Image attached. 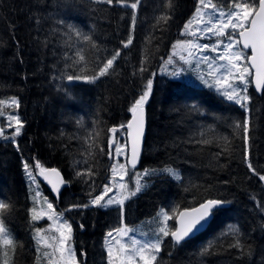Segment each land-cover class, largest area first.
I'll return each mask as SVG.
<instances>
[{
	"label": "trees",
	"instance_id": "16d2710c",
	"mask_svg": "<svg viewBox=\"0 0 264 264\" xmlns=\"http://www.w3.org/2000/svg\"><path fill=\"white\" fill-rule=\"evenodd\" d=\"M212 3L231 8L230 0ZM198 6V0H139L135 10L115 0L112 5L0 0V108L23 123L19 135L13 128L0 132V201L9 205L0 219L15 242L12 248L0 241V264L5 251L8 264H39L35 229L45 230L47 222L31 219L36 200L24 168L28 163L37 173V162L58 169L67 183L57 199L41 188L70 222L82 264H108L104 240L109 231L153 219L161 210L173 216L169 221L175 229L180 211L209 199L229 206L215 210L203 232L178 245L168 236L156 264H264V181L259 179L264 175V90L257 95L249 77L250 99L242 108L210 87L184 81L189 72L179 78L159 73ZM77 30L90 40L77 36ZM129 36L133 42L124 47L121 42ZM80 49L85 61L74 64ZM117 50L108 74L92 80ZM142 61L145 71H140ZM68 75L89 79L68 81ZM148 79L153 89L144 106V149L132 168L144 187L124 203L121 217L119 206L104 208L91 200L111 178V130H125ZM245 121L247 140L243 128H236ZM4 122L0 117L1 127ZM71 205L81 207L69 210ZM232 226L239 229L243 249L230 247L236 237L224 233Z\"/></svg>",
	"mask_w": 264,
	"mask_h": 264
},
{
	"label": "snow or ice",
	"instance_id": "6c2138e0",
	"mask_svg": "<svg viewBox=\"0 0 264 264\" xmlns=\"http://www.w3.org/2000/svg\"><path fill=\"white\" fill-rule=\"evenodd\" d=\"M100 2H105L109 5L114 3V0H100ZM115 3L122 4L124 6H130L133 10H135L138 6L139 0L131 3L130 5L124 4V0H115ZM199 6L196 9V23L197 25L204 24L203 27H197L195 31H190V26L192 21L190 20L185 24V30L188 31V34L196 37L197 32L208 33L216 37H227L228 43H225L223 40H217L216 45L212 46L209 44H198L195 39L187 40V41H179L178 43L181 45H186L188 50V56L194 57V52L192 50H199L201 52L205 50L211 49V51L216 52L221 47L223 48V53L218 57L221 61H226V63L220 64L218 67H214L213 64L209 63L208 67L211 71L208 73L209 76H214V83L209 84L207 80L201 79L208 87H216V90L228 101H233L236 104L240 105L242 108H246L247 102L250 99L247 93V86L249 84L248 76L252 75L250 69H255V87L257 90H264V0H230L231 8L229 11L225 12L220 10L218 6L212 3V0H198ZM202 6V7H201ZM211 8L214 12L217 13V18L213 19L209 17L207 23L205 24L203 21L204 12L202 9ZM160 19L167 20L168 17H161ZM135 26V13L133 14V28ZM231 29V32L228 30ZM76 35L80 36L84 41H89L90 38L86 35H83L78 30L76 31ZM132 37L129 36L127 41H122V45L124 47H128L132 44ZM243 49H251V56H245L241 50H234L238 45H241ZM175 48V45H174ZM120 55V51L117 50L115 55H113L110 59H107L105 63L101 67L96 75L92 76V80H96L99 77H103L108 74L109 70L113 67L114 61ZM76 56L78 59H74V64H80L85 61V56L83 55V50H77ZM69 59H73L69 57ZM181 60H185L183 55L180 56ZM247 59L250 61L249 66H242L239 62ZM202 62H208L210 57L202 56ZM172 62V58L169 57L168 63ZM185 62H190L185 60ZM140 71H145L143 67V61ZM219 73V75H217ZM172 76L178 77L180 73L178 71H174L171 73ZM89 79L88 77H81L79 75H68L67 80H79V79ZM239 82V83H237ZM153 89V80L148 79L146 84V90L143 94L135 101L133 106L130 108V112L132 113V119L127 123L126 127L128 129V136L131 139V158L129 163L132 168L136 167V163L139 156V148L140 141L143 136L144 131V123H143V110L144 106L147 103L150 94ZM2 103V102H0ZM13 104L18 106V102L13 99ZM10 121L15 120L18 125L15 128L14 135H19L21 132V128L23 127V123L16 116L10 115L8 117ZM11 126V125H9ZM121 127H125L121 125ZM236 128H243L245 133V140H247L248 122L245 121L244 124H236ZM2 131V130H0ZM113 133L116 131L115 128L111 130ZM113 141L109 142V156H112L111 146ZM125 146H117L115 148L117 162L112 166V174L113 177L117 175V166L120 171L126 174V165L124 163L119 162V156L125 154L123 149ZM17 148L19 146L17 145ZM249 169L255 172V169L252 168L251 163H248ZM24 168L26 173L30 178L31 183H36V177L33 176L32 171L30 170V166L28 163L24 164ZM36 169H39L40 173L49 172L54 175L57 179L53 180L49 176H45L44 179L48 181V183L52 186L54 192L59 195L60 185H63L65 181L60 178V173L57 169H46L39 162L35 165ZM168 173L176 180H180L181 177L179 173L171 168H166L163 170ZM90 172V170H89ZM150 173L145 170L144 175H149ZM77 175H82V173L78 172ZM124 176L120 175L119 180L123 181ZM259 179L264 181V175H260ZM121 188L125 187L124 184L120 185ZM144 185L140 183L139 180L136 182V187L134 190L128 192L127 196H122L120 199H116L115 196L109 197L105 201V197L108 196L109 192L113 191V188L110 184H106L104 186L103 192L94 197L91 200L92 205H98L100 207H106L108 205L117 204L120 206L121 217H123V204L124 200L130 198L131 196H135L136 193L140 192ZM40 196V192L36 191L34 200H36ZM104 202V203H102ZM45 203L47 204V209L51 210L50 212L40 211L37 212L35 208L31 209V219L32 221H39L43 219L45 216L48 220H57V228L56 232L59 233V237H52V241L54 243H50L47 236L43 235L45 230L36 228V236L34 239L37 240L38 245H42L47 248H54V244L58 247L54 248V251H58L60 253V259L64 260V252L67 251L68 257L66 264H78L74 253L70 248L67 247L68 241L72 238V226L67 221H62L59 219L58 215L54 212L53 204L45 199ZM225 202L218 199H209L204 203L200 204L196 208H192L189 210H185L179 213L180 216V226L172 229L166 222L168 220L173 219V216L168 212H163V221L161 223L163 226H159L157 229L156 238L153 241L142 242L140 240L131 237V243L122 242V240L115 239L113 233L115 232L117 235L124 236L128 235V229L126 227H118L113 229L107 233L106 243L109 239L115 241V245H118V249L113 252V246L107 248V256H108V264H156L157 255L161 251L162 238L171 236L174 242L178 245L185 238L195 235L196 232H199L201 228L204 227L205 224L208 223L209 219H211L215 210L218 207L222 206ZM88 205H83L82 207H87ZM9 205L3 201H0V215H2L3 210L8 209ZM75 207H81L79 205H71L69 210ZM51 227V225L49 226ZM83 227V225H81ZM225 235L235 236V243L230 245V247H235L238 249H243V244L239 239V229L236 226H232L229 228ZM0 241L4 245L15 247V242L11 238V234L7 231L6 226L4 224L3 219H0ZM211 245L202 249L201 254H206L209 252ZM39 247L37 251H39ZM45 256H48L49 253L45 252ZM7 251H5V260L4 264H8L7 261ZM50 259L52 257H49Z\"/></svg>",
	"mask_w": 264,
	"mask_h": 264
},
{
	"label": "rangeland",
	"instance_id": "374dc122",
	"mask_svg": "<svg viewBox=\"0 0 264 264\" xmlns=\"http://www.w3.org/2000/svg\"><path fill=\"white\" fill-rule=\"evenodd\" d=\"M206 2H207V0H206ZM220 10H222V9H220ZM202 11L204 12L203 21L205 24L207 23L209 17H211L213 19L217 18V13L214 12L211 8L202 9ZM223 11L227 12V10H223ZM190 20L192 21V24H191L190 29H189L190 31H195L197 29V27H203L204 26V24L197 25V23H196V12L191 17ZM228 31L231 32V29H229ZM184 33H185V35L183 36V38L180 41H187V40L195 39L198 44H201V45L209 44L212 46L216 45V42L218 39L223 40L225 43H228L226 36L225 37H216V36H213V35L208 34V33L197 32L196 37H193V36L188 34L187 30H185ZM234 50H241L240 46L238 45L236 47V49H234ZM192 51L194 52L195 55H194V57H189L187 46L177 43V45L173 49L171 56H170L172 58V62L168 63V60H169V58H168L165 61V63L160 67L159 73L171 76L172 78H179L182 75H184V76L190 75V79H184V81H186L187 83L194 85V86L204 85V86L208 87V85L205 84L203 82V80H207L209 84L214 83L215 77L208 75V73L211 71V69L208 67V64L211 63V64H213L214 67H218L220 64L226 63V61H221L218 59V57L220 55L224 54L223 48L221 47L216 52L211 51V49L205 50L203 52H201L199 50H195V49ZM243 53L245 56H247L245 52H243ZM181 55H183L185 57V60H188L190 62H185V60H181L180 59ZM202 56H208V57H210V60L208 62H202V60H201ZM239 63L242 66H247L246 60H242ZM174 71H178L180 73V75L178 77L172 76L171 73H173ZM186 72H189L190 74L185 75ZM217 75H219V73H217ZM201 77H203V80L201 79ZM249 77H250V79H249ZM247 78L251 81V75L248 76ZM211 88L214 89L215 91H217L216 87H211ZM231 102H233V101H231ZM9 104H10V102H5V106H7ZM10 115H12L11 111H5L3 109V107L0 108V117L5 118L4 123L6 125V126L1 127V124H0V130L7 132V131H9V129L13 128V130L15 131V128H14L15 120L10 121L8 119V117ZM9 125H11V126H9ZM111 141H113L112 146H111L112 166H113V164H116V162H117L115 148L117 146H125L126 145V147L123 149L125 154H122L118 158L120 163H124L126 165V174L124 172L120 171L118 166H117V175L115 177H113V174L111 171V178L109 179V182L107 184H110L112 186L113 191L108 193V196L105 197V201L109 197H112V196H115L116 199H120L122 196H127L129 191L135 189L136 182H137V180H139L138 177L134 174V172H132L133 169L128 164V145H127L126 131L125 130H116L112 134ZM120 175L124 176L123 181L119 180ZM33 176L36 177V183H31V185L34 189V193H32V199H33V197H35L36 191L40 192V196L36 199V205L34 206V208L37 210V212H40V211L50 212L51 210L47 209V204L45 203V199L49 202H51V201L46 195H44V190H43V188H41V187H43V184H42L40 175L37 172V173H33ZM29 181H30V179H29ZM121 184H124L125 187L121 188L120 187ZM130 198H128V199H130ZM128 199H125L124 203ZM33 201H34V199H33ZM102 203H104V202H102ZM112 206H118V205L112 204V205H108L104 208H108V207H112ZM54 212H55V214L58 215L60 220L67 221L70 224V222L67 220L66 216L63 213H57L55 208H54ZM163 212H165V211L161 210L160 213L155 218L148 219V220L143 221V222H141L135 226H132V227H129V226H126L123 224L121 227H126L129 230L128 235L124 236L122 238L121 236L117 235L114 232L113 235H114L115 239L122 240V242L129 243V244L131 243V239H130L131 237H134L135 239L140 240L142 242L153 241L156 238L158 227L163 226V224L161 223V221H163V216H162ZM39 221L47 222L45 225L46 231H44V233H42V234L48 237L50 243H54L51 238L52 237H57V238L59 237V233L56 232V230H55L58 226L57 220L56 219L48 220L47 217L45 216L43 219H40ZM166 223L171 227L169 220ZM50 225H51V227H49ZM166 238L167 237H163L162 242ZM110 246H113V252H114V256H115V252L119 246L115 245V241L111 240V239H109L108 242L106 243V237H105L104 247H105L106 252H107V248ZM38 247L40 250L38 251L39 256H38L37 263H39V264H66L67 257H68L67 251L64 252L65 259L61 260L60 259V253L58 251H54V248L58 247L57 245L54 244V248H47V247H44L42 245L37 246V248ZM67 247L70 248L72 250V252L74 253L78 264H82L78 258V253H77L75 244L73 243V231H72V238L70 241H68ZM45 252H48L49 255L45 256V254H44ZM49 257H52V258L50 259ZM107 260H108V256H107Z\"/></svg>",
	"mask_w": 264,
	"mask_h": 264
},
{
	"label": "water",
	"instance_id": "95a60500",
	"mask_svg": "<svg viewBox=\"0 0 264 264\" xmlns=\"http://www.w3.org/2000/svg\"><path fill=\"white\" fill-rule=\"evenodd\" d=\"M240 47H241L242 50H244L245 52L248 53V56H251V49H243L242 44L240 45ZM250 63H251V62L247 60V64H248V66L250 65ZM251 72H252V78H251L252 89L254 90V92H255L257 95L260 96V95L262 94L263 90H257L256 87H255V79H254V77H255V69H251ZM131 119H132V114H131V117H130L129 121H130ZM146 120H147V114H146V110H145V108H144V110H143L144 131H143V136H142L141 141H140L139 156H138V160H137V163H136V167H135V168L138 167L139 162H140V159H141V156H142V154H143L144 142H145V135H146ZM129 121H128V122H129ZM126 130H127V144H128V163H129V160H130V158H131V147H132V145H131V139H130V137L128 136V129H127V127H126ZM129 165H130V167H131V164H130V163H129ZM46 169H53V168H46ZM54 169H56V168H54ZM57 170H58V169H57ZM58 171H59V170H58ZM38 172H39L40 176L42 177L43 184L48 188V190L51 192L52 196H53L55 199H57V198L59 197V195H57V193L53 191L52 186L48 183L47 180L44 179V177H45V176H49V177H50L51 179H53V180H56L57 178H56L54 175H52L51 173H49V172H45V173H42V174H41L40 171H39V169H38ZM59 173H60V171H59ZM60 178H62V179L64 180V177L62 176L61 173H60ZM64 181H65V180H64ZM66 185H67L66 181H65V183H64L63 185H60V192L62 191V189H63ZM60 192H59V194H60ZM203 203H204V202H203ZM198 206H199V205H198ZM198 206H196V207H198ZM228 206H229L228 203H224L222 206L218 207V209H219V208H227ZM196 207H194V208H196ZM191 209H192V208H191ZM185 210H189V209H184V210H182V211H185ZM182 211H180V212H182ZM180 212H179V213H180ZM179 213H178V215H177V217H176V228L180 226V216H179ZM212 219H213V215H212L211 219H209L208 223L205 224L204 227L201 228L199 232H196L195 235H198V234H200L201 232H203V231L208 227V225H209V223L211 222ZM195 235H192V236H190V237L185 238L184 241H186V240H188V239L194 237ZM170 238H171L172 241L174 242V240H173V238H172L171 236H170ZM184 241H182V242H184ZM174 243H175V242H174Z\"/></svg>",
	"mask_w": 264,
	"mask_h": 264
}]
</instances>
